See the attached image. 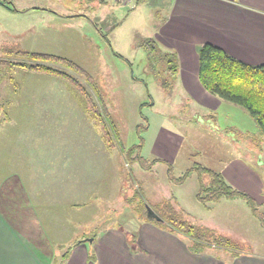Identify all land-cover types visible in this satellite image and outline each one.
<instances>
[{
  "label": "rangeland",
  "instance_id": "rangeland-1",
  "mask_svg": "<svg viewBox=\"0 0 264 264\" xmlns=\"http://www.w3.org/2000/svg\"><path fill=\"white\" fill-rule=\"evenodd\" d=\"M2 1L17 12L10 14L0 7V35L2 29L11 30L18 33L14 41L21 45L20 51L55 56L46 61L21 56L20 52L0 53L15 67L5 69L0 78L10 80L13 76L22 83L19 94H35L29 101L16 103L19 108L14 107L15 115H25L20 120L16 117L15 125L30 133L31 143L47 144L35 150L36 156L43 158L46 148L62 143L66 147L83 145L87 148L75 151L99 154L98 166L92 167L100 169L102 194L99 205L95 204L97 197L91 200L89 210L96 217L93 223H84L86 230L96 233L115 227L130 231L134 239L136 231L127 228V220L135 224L149 219L146 206L159 209L170 203L192 224L233 241L235 250L212 251L218 260L231 264L243 253L264 258V226L243 199L201 203L196 197V172L182 184L170 181L169 164L176 176H182L194 163L223 174L228 164L238 159L239 169L246 175L239 189L250 193L264 211V134L257 121L245 108L212 93L222 105L201 108L188 98L180 81H172L164 69L165 62L152 59L141 45L152 36L155 12L162 11L165 0L119 5L112 0L106 5L96 0ZM42 3L80 16L42 18V11L27 10ZM97 15L100 20L95 21ZM38 63L58 68L67 76L28 67ZM88 97L98 105L104 123L89 115L85 107ZM208 112L212 117L206 116ZM163 129L173 135L163 133ZM163 136L174 140L176 152L173 157L171 150L167 152V159L157 156L159 161L144 168L134 159L137 151L133 153L131 147L143 142L141 155L157 158L154 148ZM20 142L27 140L21 138ZM90 158L87 162L91 164ZM91 165L85 166L84 173Z\"/></svg>",
  "mask_w": 264,
  "mask_h": 264
},
{
  "label": "crops",
  "instance_id": "crops-1",
  "mask_svg": "<svg viewBox=\"0 0 264 264\" xmlns=\"http://www.w3.org/2000/svg\"><path fill=\"white\" fill-rule=\"evenodd\" d=\"M152 6L156 7L154 3ZM0 7L10 14L17 12L2 0ZM49 8L42 3L27 10L42 11V18L80 16ZM161 8L155 12L157 22L150 37L163 51L177 54L179 68L172 81H180L188 98L201 108H218L222 102L201 84L199 45L210 42L248 64L264 63V0H165ZM99 16H95V21L100 20ZM1 31L0 53L20 52L21 45L14 41L18 33ZM0 66L3 70L15 68L8 61L0 62ZM18 82L13 76L10 80L0 78V264H55L67 248L69 253L63 264H226L212 254L218 248L193 253L188 238L149 219L135 224L127 220V228L136 231L134 239L130 231L115 227L96 233L86 230L84 223H93L96 217L89 210L91 200L97 197L95 204L99 205L102 194L100 169L92 167L98 166L99 154L75 151L87 148L83 145L66 147L62 143L46 148L43 158L36 156L35 150L47 144L30 142V133L15 125V118L20 120L25 112L15 115L14 109L19 108L17 102L29 101L35 94H19L22 83ZM211 115L208 112L206 116ZM4 118L8 121L4 122ZM21 138L27 143L20 142ZM170 150L173 157L177 145L169 136H163L156 143L154 154L167 159ZM89 158L92 165L87 162ZM89 165L91 168L84 173ZM242 173L238 159H233L223 175L239 189L243 185L240 180L246 179ZM231 264H264V258L243 253Z\"/></svg>",
  "mask_w": 264,
  "mask_h": 264
},
{
  "label": "trees",
  "instance_id": "trees-1",
  "mask_svg": "<svg viewBox=\"0 0 264 264\" xmlns=\"http://www.w3.org/2000/svg\"><path fill=\"white\" fill-rule=\"evenodd\" d=\"M150 57L154 60H163L165 62V70L169 72L171 79L178 73V56L174 52L163 51L157 41L150 37L145 39L142 44ZM199 54V78L201 84L210 93L220 98L235 103L245 108L251 116L257 121L261 132L264 134V63L252 65L243 62L221 47L206 42L198 46ZM21 56H32L40 60H54L53 54L47 53H28L20 51ZM117 55L121 56L117 53ZM122 57V56H121ZM9 59L0 58V62H7ZM27 65V64H25ZM29 68L40 71L57 74L66 77L67 73L43 63L29 65ZM5 70V69H4ZM0 66L1 71H4ZM91 118H96L98 123H104L102 113L97 104L88 97L86 106ZM143 147V142L131 147L134 159L144 168L149 169L152 164L159 161L158 158L149 159L141 155L139 150ZM196 172L199 181V188L196 194L198 201L203 204L217 202L222 198L227 199H243L250 207L253 215L264 226V211L261 209L257 200L250 193L238 189L231 185L221 172L215 171L209 167L194 163L189 167L182 176H176L173 167L169 164L168 173L170 181L182 184L192 173ZM147 218L155 222L163 229L178 232L189 239V249L193 253H201L208 247L226 248L235 250L233 241L224 234L213 235L209 228L194 225L181 216V211L175 210L172 204L156 209L146 206ZM139 211L142 212L140 206ZM150 209L155 216H150ZM212 236V237H209ZM69 248L64 252L60 260H56L55 264H63L68 256Z\"/></svg>",
  "mask_w": 264,
  "mask_h": 264
},
{
  "label": "built area",
  "instance_id": "built-area-1",
  "mask_svg": "<svg viewBox=\"0 0 264 264\" xmlns=\"http://www.w3.org/2000/svg\"><path fill=\"white\" fill-rule=\"evenodd\" d=\"M121 1H123V2H125V3L133 2V0H121Z\"/></svg>",
  "mask_w": 264,
  "mask_h": 264
},
{
  "label": "water",
  "instance_id": "water-1",
  "mask_svg": "<svg viewBox=\"0 0 264 264\" xmlns=\"http://www.w3.org/2000/svg\"><path fill=\"white\" fill-rule=\"evenodd\" d=\"M150 216H155V215L152 213L151 209H150ZM89 239H91V238H89Z\"/></svg>",
  "mask_w": 264,
  "mask_h": 264
}]
</instances>
